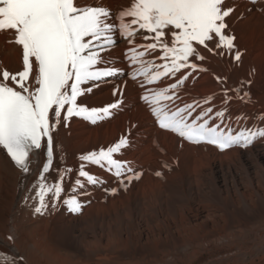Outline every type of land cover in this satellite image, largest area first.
Segmentation results:
<instances>
[{
	"label": "bare ground",
	"instance_id": "1",
	"mask_svg": "<svg viewBox=\"0 0 264 264\" xmlns=\"http://www.w3.org/2000/svg\"><path fill=\"white\" fill-rule=\"evenodd\" d=\"M99 2L116 14L131 0ZM224 6L234 8L226 23L236 50L242 53L241 61L231 59L234 53L221 56L199 47L204 60L193 57L191 62L206 70L189 76L178 103L193 104L195 116L201 108L213 107L210 123L217 124L221 120L214 113L227 107L223 125L236 131L264 127V0L255 5L225 0ZM13 39L10 30L0 32V72L22 70V49L8 42ZM134 39L137 44L151 42L139 33ZM129 47L127 40H119L101 67L125 69L122 52ZM209 47L215 46L209 43ZM157 55L145 58L162 63ZM187 71L191 70L177 77ZM174 80L168 77L156 87ZM137 81L122 73L98 82L78 102L103 107L121 98L112 95L119 88L121 107L97 124L72 117L67 127L61 124L53 132L54 145L59 147L49 183L59 169L78 168L80 154L106 148L122 135L129 137V146L116 158L129 161L140 179L125 189L104 168L89 166L86 170L102 183L74 193L73 172L65 178L62 198L77 195L83 203L80 213L61 207L34 214L31 189L44 155L36 150L29 172L23 173L0 150V264H264V138L224 152L187 143L154 126L147 106L139 101L142 88ZM241 81L251 84L241 86ZM237 87L249 97L242 102L229 91L233 98L225 106L224 89ZM208 96L214 99L204 104ZM197 102L200 107H195ZM112 188L117 189L115 195L110 194Z\"/></svg>",
	"mask_w": 264,
	"mask_h": 264
},
{
	"label": "snow or ice",
	"instance_id": "2",
	"mask_svg": "<svg viewBox=\"0 0 264 264\" xmlns=\"http://www.w3.org/2000/svg\"><path fill=\"white\" fill-rule=\"evenodd\" d=\"M250 2L255 4L257 0ZM224 5L225 0H131L130 6L113 14L99 0L91 4L87 0H0V32L10 30L14 39L8 42L22 49V70L15 74L7 70L0 72V150L6 152L23 173L30 170V154L34 150L46 155L38 180L31 189L36 201L34 214L43 215L49 209L56 211L61 207L73 214L80 213L83 203L77 195L62 198L64 181L76 173L74 193L83 192L88 185L102 183L86 170L89 166L106 167L125 189L133 180L140 179L141 174L132 169L129 161L116 158L130 144L129 137L122 135L106 148L80 154L78 168L59 169L53 182H48L55 149L59 147L54 145L53 132L61 124L67 127L72 117L93 124L110 117L113 110L123 104L122 89L112 92L120 99L103 107L90 108L79 103L78 98L91 93L98 82L122 72L133 81L142 77L137 81L142 88L165 77H176L168 87L146 89L140 99L161 129L189 143H204L225 151L233 147L247 148L264 138V127H244L236 131L230 124L223 125L227 107L214 113L215 118L221 120L217 124L210 123L213 107L201 108L189 121L188 117L195 110L193 104L176 111L161 104L162 100H171L193 72L206 70L191 62L193 57L204 60L199 47L221 56L234 53L231 59L241 61L242 53L236 50L235 37L226 23L234 8ZM138 33L142 40L151 42L135 43ZM121 39L131 46L124 58L132 70L128 72L127 65L125 69L101 67ZM209 43L215 47H209ZM153 53H158L156 59L162 63L145 58ZM181 70L191 71L177 77ZM244 83L250 85L251 81H241V86ZM229 91L242 102L249 97L247 91L241 95L239 87L224 89L225 106L233 98L228 95ZM213 99L214 96L205 97L203 103L210 104ZM195 107H200L199 102ZM155 174L161 175L160 172ZM109 191L115 195L117 189Z\"/></svg>",
	"mask_w": 264,
	"mask_h": 264
}]
</instances>
